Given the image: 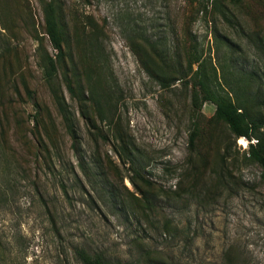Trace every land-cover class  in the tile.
<instances>
[{"label": "rangeland", "instance_id": "1", "mask_svg": "<svg viewBox=\"0 0 264 264\" xmlns=\"http://www.w3.org/2000/svg\"><path fill=\"white\" fill-rule=\"evenodd\" d=\"M48 1L0 0V264H82L80 247L127 264H152L157 252L175 264H264V169L249 156L264 125L233 139L213 101L200 93L194 105L189 65L204 59L231 98L264 96V0H53L65 36L53 85L89 175L40 66L57 54ZM139 32L165 41V83L140 57L153 52ZM138 189L160 196L150 219Z\"/></svg>", "mask_w": 264, "mask_h": 264}, {"label": "trees", "instance_id": "2", "mask_svg": "<svg viewBox=\"0 0 264 264\" xmlns=\"http://www.w3.org/2000/svg\"><path fill=\"white\" fill-rule=\"evenodd\" d=\"M194 1V0H188ZM42 11L45 22V32L53 46V48L57 51L55 57L51 55H45L42 57L40 66L43 71L44 80L50 88L55 107L59 116L62 119L63 125L65 127L66 133L71 138V148L74 151V154L79 159V165L86 175L91 174V169L86 164L81 148L80 137L78 135V130L74 122L73 115L71 111L68 109L65 99L58 92L57 88L53 85V78L57 72V64L58 61L64 59V33L61 29V25L58 20L57 8L53 2L50 0L48 2H44L42 5ZM221 15L223 18H227L226 12L221 11ZM227 20V19H226ZM138 38L144 42L150 50L153 52V56L147 52V50H143L144 54L140 57H144L146 60L144 64H148L146 68H148L155 77L160 78V80L165 83L166 72H164L157 63L158 60L165 62L166 56L162 55V52L158 51V48H163L164 51V42L162 39L160 40H152L147 34L144 32H139L135 34ZM60 59V60H59ZM158 59V60H157ZM192 63H198V68L195 70V82L194 88L197 87L198 90H194L193 102L196 107H198V103L196 97L198 94H202L203 100L213 101L215 104L214 117L217 120L224 122L230 132L233 135V139L239 137H245L248 140L251 139L255 130H257L260 126L264 125V116L256 111V104L260 102L258 105H264V96L255 93L251 95L249 91H247L242 96L236 94L234 90H230V92H234V97L231 98L229 91H224L220 86L221 83L215 84L213 80H211L210 76L207 74L204 68V59L200 60L199 56H195L194 58L189 59V65ZM223 91V93L221 92ZM26 93L28 96L33 99L34 103V94L30 93V91L26 88ZM20 95V93L18 92ZM21 96V95H20ZM34 97V98H33ZM39 106V105H37ZM40 107L37 109L39 114ZM38 114L35 115L36 125L41 123L44 125L43 120L39 122ZM195 133L192 132L190 135V143L194 141ZM249 146V156H251L260 166L264 169V145L259 144ZM51 147H55L51 145ZM50 147V148H51ZM122 153L125 155V159L132 165L136 173H138L140 165L142 164L139 156L136 153V149L134 147H130V144H127L122 148ZM141 163V164H140ZM148 185L149 183L146 181L145 183ZM141 198V205L139 208L141 212L147 219H150L151 213L155 207V201L160 197L159 194L154 192L138 189ZM112 194V192H111ZM112 196L115 199H118L117 196ZM169 225V221L163 222V229H167ZM164 229V230H165ZM147 259L152 264H175L172 261H168L160 252H157L155 255L148 253ZM76 256L80 260L82 264H127L126 261H122L121 258L115 257L110 258L105 254L104 251H88L84 247H80L76 249Z\"/></svg>", "mask_w": 264, "mask_h": 264}]
</instances>
